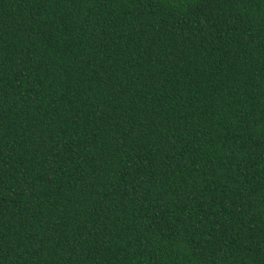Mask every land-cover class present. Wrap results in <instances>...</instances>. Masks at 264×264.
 <instances>
[{
    "label": "trees",
    "instance_id": "obj_1",
    "mask_svg": "<svg viewBox=\"0 0 264 264\" xmlns=\"http://www.w3.org/2000/svg\"><path fill=\"white\" fill-rule=\"evenodd\" d=\"M0 264H264V0H0Z\"/></svg>",
    "mask_w": 264,
    "mask_h": 264
}]
</instances>
